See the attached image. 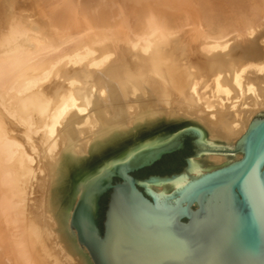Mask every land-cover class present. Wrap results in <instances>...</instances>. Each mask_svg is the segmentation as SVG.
<instances>
[{
    "label": "bare ground",
    "instance_id": "1",
    "mask_svg": "<svg viewBox=\"0 0 264 264\" xmlns=\"http://www.w3.org/2000/svg\"><path fill=\"white\" fill-rule=\"evenodd\" d=\"M16 1L0 24V264H94L66 210L85 176L190 127L234 147L264 112V0ZM240 159L191 158L205 173Z\"/></svg>",
    "mask_w": 264,
    "mask_h": 264
},
{
    "label": "water",
    "instance_id": "2",
    "mask_svg": "<svg viewBox=\"0 0 264 264\" xmlns=\"http://www.w3.org/2000/svg\"><path fill=\"white\" fill-rule=\"evenodd\" d=\"M185 142L184 164L150 169L183 151ZM200 154L242 159L205 173L191 160ZM178 178L185 184L170 195L147 188ZM68 183L56 191L61 202ZM79 187L78 203L74 197L66 210H75L71 231L94 264H264V112L234 147H216L190 127L139 143L93 170Z\"/></svg>",
    "mask_w": 264,
    "mask_h": 264
},
{
    "label": "rangeland",
    "instance_id": "3",
    "mask_svg": "<svg viewBox=\"0 0 264 264\" xmlns=\"http://www.w3.org/2000/svg\"><path fill=\"white\" fill-rule=\"evenodd\" d=\"M38 3H40L39 5L43 6V2L41 0H37ZM53 1V2H52ZM47 2L53 4V6L60 11L61 7H58L59 5V0H47ZM47 2L45 1V3L47 4ZM2 0H0V24H2L4 22V16H5V6L2 5ZM34 4L36 5V3H34V0H17L16 2H14L11 6H14V9L17 13H21L23 15H32L35 14V10H33L34 8L36 9V7L34 6ZM21 10V11H20ZM119 21V18H117ZM116 19V20H117ZM186 34H182L184 36L185 39L189 40L190 43L193 44V46L198 44V39L199 37H195V32L192 31V29L190 27H186L184 30ZM193 34V36H192ZM89 262V261H88ZM90 264V262H89Z\"/></svg>",
    "mask_w": 264,
    "mask_h": 264
},
{
    "label": "flooded vegetation",
    "instance_id": "4",
    "mask_svg": "<svg viewBox=\"0 0 264 264\" xmlns=\"http://www.w3.org/2000/svg\"><path fill=\"white\" fill-rule=\"evenodd\" d=\"M186 145H188L187 144V142H185V149L183 150V151H185L186 150ZM190 145H192V152H193V150H194V147H193V143H192V141H191V144ZM183 151H180V152H183ZM180 152H177V153H180ZM177 153H175V154H172V155H169V156H165L162 160H160L159 162H157L156 164H154L152 167H150V169H152L153 167H162V166H166L167 168L169 167L170 169H171V167L172 166H174L175 165V163L176 162H172L173 161V156L174 155H176ZM194 155V152H193V154H192V156ZM187 158H189V157H187ZM187 158H185V165H186V159ZM182 168V167H181ZM181 168H179V169H181ZM148 169V168H147ZM172 174V173H171ZM151 175H160V176H164V175H167V174H163V173H161V172H155V173H153V174H151ZM151 175H149V176H151ZM136 176L137 177H140V176H138L137 174H136ZM149 176H147V177H149ZM140 178H146V177H140Z\"/></svg>",
    "mask_w": 264,
    "mask_h": 264
},
{
    "label": "trees",
    "instance_id": "5",
    "mask_svg": "<svg viewBox=\"0 0 264 264\" xmlns=\"http://www.w3.org/2000/svg\"><path fill=\"white\" fill-rule=\"evenodd\" d=\"M189 149V145L187 146L186 150L180 153H177L176 155L173 156V161L172 162H176V163H180V164H184V154L188 151ZM166 171H169V167L167 169H165Z\"/></svg>",
    "mask_w": 264,
    "mask_h": 264
}]
</instances>
